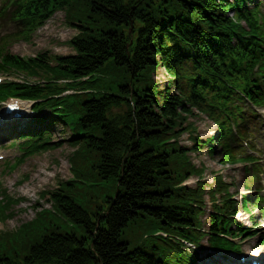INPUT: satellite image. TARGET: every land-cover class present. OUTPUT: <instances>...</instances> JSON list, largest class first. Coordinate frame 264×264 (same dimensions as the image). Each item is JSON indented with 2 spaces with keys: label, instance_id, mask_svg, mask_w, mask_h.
<instances>
[{
  "label": "trees",
  "instance_id": "obj_1",
  "mask_svg": "<svg viewBox=\"0 0 264 264\" xmlns=\"http://www.w3.org/2000/svg\"><path fill=\"white\" fill-rule=\"evenodd\" d=\"M7 2L11 9H3L0 16L9 17L17 26V39L31 41L37 29L59 10L65 11L67 22L80 33L71 40L77 53L69 56L42 52L25 59L9 51L10 41L0 43V70L48 80L43 85L5 83L0 86V99L16 94L43 98L37 108L62 105V110L53 108L59 116L52 120L68 118L65 120L80 143L77 159L84 170H76L78 179L101 180L103 188L115 181L120 189L116 197L110 189H102V204L93 212L66 192L67 186L50 192L53 205L87 236L61 232L56 218L42 210L19 231L0 235V264H169L170 260L157 256L158 251L137 247L125 235L138 218L152 216L170 232L195 241L202 237L196 220L200 211L171 205L176 195L169 187L197 172L190 150L170 141L185 122L180 120L182 107L190 113L177 90L180 88L188 103L212 115L233 114L229 104L236 88L254 92L258 80L252 74L257 67L264 69V35L257 31L264 29L262 19L257 13L241 10V0ZM230 11L236 13L238 22ZM248 30L253 37L244 36ZM135 34L136 41L130 46ZM158 55L163 57L162 65L180 77L172 82L174 90L159 96L156 89L145 86L147 76L160 67ZM111 60L132 79L117 85L119 95L48 97L68 88L85 89ZM91 75L88 82L80 80ZM58 80L67 83L61 86ZM121 107H125L123 112L114 111ZM226 125L221 124L224 135ZM81 197L86 200L87 196ZM220 220L224 218L214 221L215 232L223 230ZM214 241L221 240L216 237Z\"/></svg>",
  "mask_w": 264,
  "mask_h": 264
},
{
  "label": "rangeland",
  "instance_id": "obj_2",
  "mask_svg": "<svg viewBox=\"0 0 264 264\" xmlns=\"http://www.w3.org/2000/svg\"><path fill=\"white\" fill-rule=\"evenodd\" d=\"M77 34L78 30L66 22L65 13L59 11L37 31L32 42H19L12 45L11 48L14 53L26 57L34 56L45 50L55 54H71L74 53V49L69 41ZM156 80L161 84L168 83L170 75L164 69H160L156 75ZM189 118L190 121L195 123L202 139L206 140L215 133L217 127L205 115L195 112ZM25 123L28 126L26 128H39L37 126L39 121L34 119V117H30V120ZM18 127L19 125L12 126V134L8 137L7 132L2 131V126H0V156L4 157L0 160V201H5L3 190L7 192L10 198L16 201L12 205L11 211L13 212V216L6 220L0 218V235L16 231L25 223L32 221L42 208L52 209V202L47 192L55 190L60 183L68 181L72 177L69 158L73 148L69 144H65V140H67L69 135H65L61 131L56 133V128L59 126L52 128L54 131L52 140L56 143L61 142L58 146L32 155L21 165L11 169V164L16 162L20 156L18 147L12 144ZM262 129L264 131V128ZM193 135H195L194 132L188 130L181 134L180 141L183 147L191 150L190 156L192 161L199 167L206 168L205 178L209 181L210 185H215L216 178L220 175L228 182H233L235 186L233 192L242 191L243 194L248 193L245 185L251 176L247 175V170L238 166L228 168L221 160L211 156L207 149H194L195 141L192 138ZM260 141L264 142V133L261 135ZM197 181V177L191 180L193 184H196ZM208 189L210 190V188ZM251 195L257 196V190L254 189ZM203 219L204 223L208 225L209 214ZM256 220H264V215L258 212ZM242 221L253 227L258 233L256 238L247 239L243 242L245 252L249 255V258L252 256L259 257L260 255L264 257V254H259L264 249V244L261 245L264 237V222L262 228L258 229L256 225L257 221H253L250 212H246ZM56 222L65 231L70 232L73 230L69 227L68 221L61 216L56 218ZM155 226L156 221L153 217L138 220L131 229H128L125 238L131 241L137 236L151 232ZM76 232L79 233V236H82L80 227H77ZM261 234L263 235L261 236Z\"/></svg>",
  "mask_w": 264,
  "mask_h": 264
},
{
  "label": "bare ground",
  "instance_id": "obj_3",
  "mask_svg": "<svg viewBox=\"0 0 264 264\" xmlns=\"http://www.w3.org/2000/svg\"><path fill=\"white\" fill-rule=\"evenodd\" d=\"M80 192H81V191H80ZM81 194L87 196V193H83V192H81Z\"/></svg>",
  "mask_w": 264,
  "mask_h": 264
}]
</instances>
